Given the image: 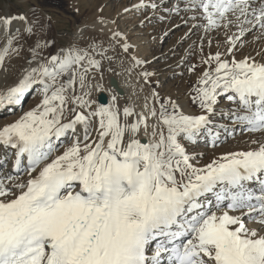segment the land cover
I'll return each instance as SVG.
<instances>
[{
	"label": "snow or ice",
	"instance_id": "snow-or-ice-1",
	"mask_svg": "<svg viewBox=\"0 0 264 264\" xmlns=\"http://www.w3.org/2000/svg\"><path fill=\"white\" fill-rule=\"evenodd\" d=\"M162 3L187 28L180 42L200 34L180 61L197 57L187 67L196 77L185 92L189 109L155 88L139 111L132 103L118 107L115 94L99 104L89 76H102L117 48L129 54L134 47L119 18L156 14ZM103 8L83 29L107 31V42L93 37L82 47L77 40L47 55L55 46L47 13L30 5L0 15V72L30 54L18 81L0 89V105H19L36 87L42 97L0 126V264H264V141L204 162L203 152L188 150L201 139L221 147V130L233 136L236 126L264 135V0H135L112 17ZM212 33L224 37L215 52ZM129 58V73L150 63ZM154 75L139 72L144 84ZM222 96L230 107L219 104Z\"/></svg>",
	"mask_w": 264,
	"mask_h": 264
},
{
	"label": "rangeland",
	"instance_id": "rangeland-1",
	"mask_svg": "<svg viewBox=\"0 0 264 264\" xmlns=\"http://www.w3.org/2000/svg\"><path fill=\"white\" fill-rule=\"evenodd\" d=\"M97 1H98L97 8H99L100 6H104L103 9L105 8L113 9L115 6L121 5L123 2L132 3L135 0H126V1L125 0H97ZM67 4H69L67 0H28L26 2H23L20 0H0V15H3L5 13L15 14L18 10L21 12H25V11H28V8L30 5H34L35 11L37 12V14L47 13V15L51 18L49 21H47V23L51 25L47 35L48 36L50 35V38L54 39L55 45H56V41L58 40L59 42L58 45L60 49L64 46H68L69 41L74 38L73 36L75 32L78 31V29H80L81 27V21L80 20H79L80 22L77 21L78 20L77 13H74L73 10H71L69 5ZM83 5L84 6H81L82 8L87 7L86 3H84ZM164 5H167V4H164ZM83 12H86V9H83ZM158 13L159 14L161 13V9H159V11L157 12V15L155 14L156 18L154 19L156 23H153L152 21L149 20V21H146L142 27L139 25V20L144 19V16H146L147 12L137 15L135 19H132V17L134 16V12H133L129 16L130 17L129 20L126 19V21L124 22L122 18H119L118 23H119L120 30L128 36V42L134 45L133 47L134 51H138L136 52L138 57L142 59L144 58L143 60L150 61V63H146L148 66V69L150 68L151 65H152L151 67L157 68V69L154 68V72L156 70V76H155L156 80L155 81H157L158 83L156 82L157 85L155 83L156 86L154 88L158 92L160 91L159 92L160 94L168 95L169 91H171L172 89H177L178 82L186 83L185 84L186 90L194 82L196 77L194 75L190 76L188 74L187 67L189 63L196 62L197 57L195 56L187 57V62L184 64H181L180 61H181V57L185 56V49L188 48V46L192 43L191 41H198L197 39L200 34L199 32L194 31L195 33L194 37L189 38L187 40H183V42H180V38L183 36L184 30L185 31L187 30L186 26L178 22L180 21L178 16L173 15L172 18L171 17L167 18L166 16H164L165 19L161 20L160 16H158L159 15ZM28 14L31 17L32 13L29 12ZM41 22L42 23L45 22L43 15H41ZM123 25H125V27H123ZM175 25H179V27H176ZM89 31L91 32V34L93 33L96 34L95 30H89ZM149 36L150 37L152 36L151 39H147ZM153 38H156V39L158 38V45H157L156 51L150 52L151 51L150 48L152 44L150 41ZM219 38L220 37H218V35L215 36V38L213 39L212 46L216 45L215 42L220 40ZM248 39L251 40L252 37L249 36ZM30 41L29 43H32V41L31 42ZM205 45H206L205 48L208 49L207 41H205ZM260 45L261 44L259 43L254 44L251 50L249 49V47H247V49L244 50V52L251 53L253 52V49L260 48L261 47ZM143 49L150 50L149 51L150 55L148 57L144 56L146 54H143L144 52ZM162 72L167 73V75L162 76L161 75ZM65 78L66 77H61L60 79L63 80ZM38 93H40V89L38 87L27 91L22 100L23 101L22 105L17 109L18 112L24 111L27 108L29 110L31 104H33L34 102L33 99H35ZM41 98L42 97H40V100ZM223 99H225V97H223ZM9 115L13 116L14 114H12V112H7L4 114V117H1V118L4 119L5 117H8ZM222 134L224 133L221 132V136H223ZM243 134L244 133H240L239 136ZM235 136H237V133H235V135L233 136L225 137V139L222 140L224 141L223 145L221 147H217L216 149H224V147L233 145L232 142L235 141ZM243 143L245 145L246 144L251 145L250 141H248V138H246ZM60 144L58 145V147H60ZM202 145L199 148H203L205 149V151L213 150V149H209L207 146L202 147ZM193 147L194 146L192 147L189 146V149L196 150V148H193ZM207 153L208 152L204 153V156L202 157V159H207V156H208Z\"/></svg>",
	"mask_w": 264,
	"mask_h": 264
},
{
	"label": "bare ground",
	"instance_id": "bare-ground-1",
	"mask_svg": "<svg viewBox=\"0 0 264 264\" xmlns=\"http://www.w3.org/2000/svg\"><path fill=\"white\" fill-rule=\"evenodd\" d=\"M20 1L26 2L28 0H20ZM67 2L69 3L67 5H69L70 9L73 10L74 13H77V15H78L77 16V19H78L77 21H79V20L81 21L80 30L82 32V35H81V34L78 33V31H76L74 36H73L74 38L69 41L68 45H71L74 41L78 40V42L80 43V45L82 47H86L87 44L91 42V38H93V37L96 39L97 42H99L101 40L107 42V38H108V35H109V33L107 31H105L104 33H100L98 30L97 31L95 30L96 34L93 33L94 34L93 35L89 31V29L88 30L83 29V24L85 22L90 23L92 21L93 17L95 16V14L97 13V9H98L97 8L98 7L97 2L98 1L97 0H93V1L92 0H79V1H77V0H67ZM134 2H132V3H134ZM84 3H86V5H87L86 8H82L81 7V6H84L83 5ZM79 4H80V6H79ZM130 4L131 3L123 2L121 5L115 6L113 9H111V8L110 9H106L105 8V9H103V15L106 16V17L115 16V14L118 11H120L122 9V7L130 6ZM163 5H164V3H162V6L160 8L161 9V13L160 14L158 13L159 14L158 16H166L167 18L168 17L172 18V16H173L172 14L164 12L165 6H168V5H164V6ZM83 9H86V12H83ZM131 14L132 13L127 14L126 16H122L120 18H122V20L125 22L126 19L129 20V18H130L129 16ZM137 15H140V14L134 12V16L132 17V19H135L137 17ZM156 15H157V13H156ZM156 15L152 14L151 12H147V14H146V16H150L151 17L150 21H152L153 23H156L155 19H154V18H156ZM178 22H180V21H178ZM15 27H17L16 24L13 25V28H15ZM123 27H125V25H123ZM186 31L184 30V33ZM194 34L195 33L193 32L189 38L194 37ZM212 35H213L214 38H215L216 35H218V37H220L219 38L220 40L217 39L218 41H222L223 38H224L222 33H213ZM49 37H50V35H49ZM151 37L149 36L147 39H151ZM158 38L157 39L153 38L150 41L152 43L151 44V48H150L151 51L147 50V49H143V51H144L143 54H146L144 56L148 57L150 55L149 51L150 52L156 51V48H157V45H158ZM191 42H193V41H191ZM58 43L59 42L57 40L55 47H53V48L51 47V48L47 49L46 52H45V55H47V54H56L58 49H59ZM216 43L217 42H215V44ZM253 45L254 44H251L250 46H248L250 50L252 49ZM246 49L247 48H245L244 50H246ZM208 50L209 49L205 48V52H207ZM211 51H213V52L216 51V45L212 46ZM136 52H138V51H134V49H131L129 54H124V53H122L120 51L119 48H117L116 52L114 54L110 53V54L115 55L116 59L114 61H112V62H108V61H104L103 62L102 76H101L100 73H93L92 75L89 76V79L92 81V85H93V87L91 89V98L93 100L98 102L97 97L100 96V95H103L105 98H107V103L105 104V105H107L110 102L111 95L115 94L117 96L118 107H120L121 109L123 108V106H125L126 103H132V104H135L137 106V111L140 110V108L144 104V97L145 96H150V89L154 88L157 85V83H156L157 81H155L156 80V78H155L156 70H155V75L151 78V83L150 84H144L143 79L141 77H139V72L142 71V70H145V69L149 70V71H154V68L155 69H157V68L156 67H151L152 66L151 65L150 68L148 69L147 64H144V65H141V66H138V67L134 68L132 70V72L129 73L127 71V69L132 64V61L130 60L129 57L131 55H136L138 57ZM247 53H249V52H247ZM171 54H173V53H171ZM97 58H99V57H97ZM239 58L240 57L237 56V59H239ZM28 59H30V54L27 51H24L23 54L20 57H14L11 60L6 62V66L8 67V72L6 74L3 73V72H0V89L6 88L8 85H12L14 82L18 81V79L24 74L23 70L25 68L29 67V65L27 64V60ZM145 61H147V60H145ZM32 66H36V65L33 64ZM108 68H111L112 71H108L107 70ZM176 68H177V66H176ZM161 75L165 76V75H167V73H163L162 72ZM112 78L117 83L118 89L121 90V92H122L121 95H117L115 90L112 89L109 86L108 81H109V79H112ZM155 83H156V85H155ZM185 84L186 83H184V82L183 83L182 82L181 83L178 82L177 83V85H178L177 89H172L171 91H169L168 95L172 96L174 98H177L180 101V103L185 106V110L187 111L189 109V99H188V97L185 96V92H186V89H185L186 85ZM97 85H102L103 91L97 92ZM141 88H143V91H141ZM69 95H71V92H69ZM165 95H167V94H161V96H165ZM40 97H41V95H40V93H38V95L35 97V99H33L34 102H33V104H31L32 107L30 106L29 110L31 108L35 107L40 102ZM218 101H219V103L222 104V105L221 104L220 105L223 106L224 108H227V107L231 106V105H228V104L224 103L223 96L219 97ZM21 103H22V101H21ZM150 106H151V104H150ZM27 110H28V108L26 110H24V111H27ZM24 111L18 112L17 107H15V106L5 107L4 105H0V118L4 117V114L7 113V112H12V114H14L13 116L9 115L8 117H5L4 119L1 118L0 119V126L4 125L6 123L14 121L20 115H22ZM66 115H68V114L66 113ZM214 119L217 120V122H219V123H224V124L228 125L230 127V129H228L229 131L232 130L231 121L230 120H227V119H225L223 117H220V116L214 117ZM239 131H242L241 128L239 126H236L235 133H238ZM221 132L224 133L223 130H221ZM222 135L223 136H221V140H223L224 137H228L225 133L222 134ZM246 138H248V141H250L251 145H249V144L245 145L243 143ZM253 140L264 141V135L259 134V133L247 134V135L244 134V135H241V136L237 135V136H235V141L232 142L233 145L224 147V149H216V150H208V151H205V149H203V148H199L202 144H203L202 147L207 146L205 141L203 139H201V140H199L197 142L196 145H192V146H194L193 148H196V150H192V149H188V150H189V152H193V151H195V152H203V153L208 152L207 153L208 154L207 159H202L201 160V162H204V161H207L209 158H211L213 156H218V155H220L221 153H223L225 151L241 150V149L251 148V147H253V144H252ZM62 142H63V138H62V141H58L57 142V147ZM58 148H59V151H63L62 147H58ZM2 158H3V149H0V159H2ZM11 161L12 160H11V158L9 156V158L7 160V164L5 165V168L7 170H11L12 169ZM25 179H26V177H25ZM209 198L212 200V203L214 204L213 197H209ZM243 219L246 221L245 218H243ZM248 226L249 227H258L254 222L253 223H249Z\"/></svg>",
	"mask_w": 264,
	"mask_h": 264
},
{
	"label": "water",
	"instance_id": "water-1",
	"mask_svg": "<svg viewBox=\"0 0 264 264\" xmlns=\"http://www.w3.org/2000/svg\"><path fill=\"white\" fill-rule=\"evenodd\" d=\"M110 83H111V87L114 88V89L116 90L117 94H118V95H121L122 92H121V90L118 89V87H117V83H116L113 79L110 80ZM99 101H100V103L103 104V105L106 104V98H104L103 95H100V96H99Z\"/></svg>",
	"mask_w": 264,
	"mask_h": 264
}]
</instances>
